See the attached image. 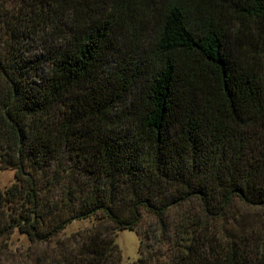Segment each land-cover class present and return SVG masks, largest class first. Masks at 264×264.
I'll return each instance as SVG.
<instances>
[{
    "label": "trees",
    "instance_id": "1",
    "mask_svg": "<svg viewBox=\"0 0 264 264\" xmlns=\"http://www.w3.org/2000/svg\"><path fill=\"white\" fill-rule=\"evenodd\" d=\"M0 167L28 264H121L143 212L132 264H264L263 229H216L264 209V0H0Z\"/></svg>",
    "mask_w": 264,
    "mask_h": 264
},
{
    "label": "rangeland",
    "instance_id": "2",
    "mask_svg": "<svg viewBox=\"0 0 264 264\" xmlns=\"http://www.w3.org/2000/svg\"><path fill=\"white\" fill-rule=\"evenodd\" d=\"M14 181V171L0 167V190H4ZM175 210L169 216L168 221L176 220ZM96 223L95 217L91 216L82 220H75L67 224L64 229L54 239H64L72 233L89 229ZM216 229L219 234L231 237L239 232L250 230H264V209L247 207L236 201L230 206L228 213L223 218L216 221ZM115 242L120 250L121 264H132L138 257V246L141 243V250L144 249V235L157 237L159 226L156 219L146 213H142V218L135 230H114ZM140 235H137L138 233ZM221 239V238H220ZM54 240L49 243L54 247ZM27 238L14 231L7 240L0 243V264H28L31 252ZM43 247H40V249ZM39 250V249H38ZM163 253L165 250H161Z\"/></svg>",
    "mask_w": 264,
    "mask_h": 264
}]
</instances>
